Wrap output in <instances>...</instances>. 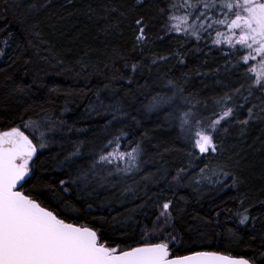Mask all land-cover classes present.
Masks as SVG:
<instances>
[{
	"label": "trees",
	"instance_id": "1",
	"mask_svg": "<svg viewBox=\"0 0 264 264\" xmlns=\"http://www.w3.org/2000/svg\"><path fill=\"white\" fill-rule=\"evenodd\" d=\"M169 2L0 0V129L45 115L66 121L63 130L48 134L55 141L38 149L24 190L70 222L97 228L110 245L147 242L145 225L151 228L163 201L172 199L180 239L174 254L212 250L264 264V91L252 84L240 52L210 45L215 29L199 40L169 31ZM173 93L172 103L148 107L157 94ZM189 94L205 117L219 111L218 96L232 95L237 105L214 132L217 150L206 155L180 127L181 112L192 106L182 98ZM117 105L127 115L111 110ZM25 130L38 141L39 132ZM121 130L127 133L122 150L142 146L140 170L126 179L114 174L116 187L86 195L68 181L75 168L58 167L59 161L83 141L72 159L90 167L96 150ZM178 169H185L179 185L173 180ZM149 173L155 183L142 179ZM133 180L139 182L136 197L122 196L120 189ZM245 210L250 219L241 224Z\"/></svg>",
	"mask_w": 264,
	"mask_h": 264
},
{
	"label": "snow or ice",
	"instance_id": "2",
	"mask_svg": "<svg viewBox=\"0 0 264 264\" xmlns=\"http://www.w3.org/2000/svg\"><path fill=\"white\" fill-rule=\"evenodd\" d=\"M168 8L169 31L194 36L199 40L204 38L205 32L211 35L215 29L214 44L226 43L237 52L246 49L240 57L245 63L259 58L258 64H251L249 70L256 74L252 84L264 91V0H170ZM136 23L142 25L143 17ZM145 36L144 27H141L138 41L142 42ZM0 54H3V50H0ZM169 84L176 87L179 93L184 91L175 81H169ZM234 91L240 93V89ZM252 94L250 86L248 96ZM175 95L157 94L148 107L151 109L170 104ZM182 98L192 106L181 112V129L188 134L189 139L194 140V147L200 153L216 151L214 132L222 121L235 114L237 105L234 97L229 94L216 97L219 111L207 117L196 110L199 101L191 94ZM244 99L247 101V97ZM111 110L117 115H127L119 105ZM248 113L251 117L253 109L249 108ZM65 123L63 119L45 115L42 119L30 117L27 122L22 120L20 125L0 129V264H256L255 257L233 256L221 251L190 250L184 255L174 254L173 244L179 243L180 239L174 234L173 220L177 209L172 199L163 201L160 214L151 228L145 225L147 242H139L135 246H112L97 228L70 222L39 197L25 191L24 183L34 175L33 158L37 156L38 149L54 142L55 137L48 134L63 130ZM28 128L32 132H39L38 141L25 130ZM126 136L127 133L121 130L119 136L96 150L95 158L87 168L76 166L72 159L80 154L83 147L84 142L79 141L74 151L69 152L57 166L67 164L74 167L75 174L70 173L68 181L86 195L98 196L99 189L116 187L118 182L112 178L114 174L126 179L127 174L141 168L142 146L137 143L129 151L122 150V139ZM110 165L114 167L109 168ZM184 171L178 169L177 175L173 177L177 185L182 183L184 177L181 173ZM142 179L156 182L151 173ZM66 183V180H60L62 186ZM138 185L139 182L133 180L120 189L121 195L130 194L135 198ZM63 190L70 191L66 187ZM138 207H143V204ZM135 210L133 208L129 212ZM246 213L247 210L240 216L241 224L250 219ZM170 225L173 231L167 230ZM153 239L156 242H151ZM261 256H264V252H261Z\"/></svg>",
	"mask_w": 264,
	"mask_h": 264
},
{
	"label": "rangeland",
	"instance_id": "3",
	"mask_svg": "<svg viewBox=\"0 0 264 264\" xmlns=\"http://www.w3.org/2000/svg\"><path fill=\"white\" fill-rule=\"evenodd\" d=\"M177 33V32H176ZM214 34H213V36L211 37V40H210V45H212V46H216L217 47V49L219 50V49H221L222 50V52H225V51H227V50H230V47L226 44V43H223V44H220V45H216V44H214L213 43V40H215L216 39V36H215V31L213 32ZM179 34V33H178ZM245 51H246V49H241L239 52L241 53V55H243L244 53H245ZM242 62L243 63H245L243 60H242ZM258 62H259V58H257V59H255V60H253V61H250V62H248V63H245L246 65H248V67L250 68V65L251 64H258ZM250 71V70H249ZM250 73L254 76V78H255V73L254 72H252V71H250ZM198 112H200V111H198ZM201 113V112H200ZM215 136H216V134L214 135V139H215ZM193 142H194V140H193ZM216 142V145H217V141H215ZM196 149V148H195ZM197 150V149H196ZM210 152H214V151H211V150H209L208 152H206V153H199V155L201 156V155H206V154H208V153H210ZM198 153V152H197Z\"/></svg>",
	"mask_w": 264,
	"mask_h": 264
},
{
	"label": "water",
	"instance_id": "4",
	"mask_svg": "<svg viewBox=\"0 0 264 264\" xmlns=\"http://www.w3.org/2000/svg\"><path fill=\"white\" fill-rule=\"evenodd\" d=\"M197 152L200 153L198 149H197ZM27 180H28V179H27Z\"/></svg>",
	"mask_w": 264,
	"mask_h": 264
}]
</instances>
